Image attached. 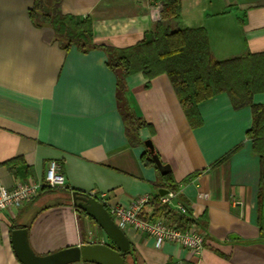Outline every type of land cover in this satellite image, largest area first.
Returning <instances> with one entry per match:
<instances>
[{"label":"crops","instance_id":"1","mask_svg":"<svg viewBox=\"0 0 264 264\" xmlns=\"http://www.w3.org/2000/svg\"><path fill=\"white\" fill-rule=\"evenodd\" d=\"M34 2L0 0V184L43 183L49 162L56 160L65 185L42 189L30 202L0 213V264H23L11 243L17 227L28 228L30 244L41 255L109 242L72 205V191L98 192L108 206H129L153 195L159 169L142 159L148 138L180 184L182 198L177 201L193 217H204L206 240L198 254L171 241L157 245L151 235L127 227L144 264H264L258 224L260 157L247 136L251 106L236 108L221 93L199 104L202 123L192 127L167 74L147 86L148 78L136 72L127 77V98L152 127L141 128V142L132 144L105 51L59 46L51 27L32 22ZM159 3L63 0L61 11L89 16L97 43L124 48L151 31L161 18ZM181 4L183 26L204 27L216 59L264 52V0ZM254 103L264 104V92L254 95ZM237 146L229 158L212 166ZM17 158L11 168L9 162ZM197 171L198 176L184 182Z\"/></svg>","mask_w":264,"mask_h":264},{"label":"trees","instance_id":"2","mask_svg":"<svg viewBox=\"0 0 264 264\" xmlns=\"http://www.w3.org/2000/svg\"><path fill=\"white\" fill-rule=\"evenodd\" d=\"M62 1L35 0L29 10L30 18L36 26L51 27L55 40L65 50L75 46L84 53L95 48L105 51L106 64L117 77L118 103L125 121L126 135L132 144L141 142V128L152 127L139 111L130 105L127 98V77L136 72H142L148 78L147 86H150L153 78L167 74L192 127L202 123L199 104L221 93H227L236 108L251 106L252 125L247 136L252 141L255 153L260 157L258 224L259 237L264 241V104L254 103V95L264 92V52H247L224 60L216 59L211 53L207 30L204 27L183 26L181 0H157L163 4L161 18L153 24L151 31L134 45L116 48L99 44L95 41L92 31V19L89 16L63 14ZM239 146L212 166L229 158ZM155 152L159 155L156 149ZM142 159L147 165L150 163L157 167L149 150L144 153ZM19 161L18 158L13 159L9 165L11 168L16 167ZM199 173L200 171L190 174L184 182ZM153 184L155 191L141 209L139 216L150 221L161 219L167 223H175L182 229L205 228L204 217L195 218L190 212L182 213L170 202L162 201L160 188H165L176 197L182 198L180 184L172 170L166 174L159 171L158 179ZM46 188L49 187L42 189ZM92 195L103 201L98 192ZM105 206L110 210L107 204ZM78 212L81 217H87L96 224L85 211L79 209ZM126 258H130L132 263L126 261L125 264H144L133 245Z\"/></svg>","mask_w":264,"mask_h":264},{"label":"water","instance_id":"3","mask_svg":"<svg viewBox=\"0 0 264 264\" xmlns=\"http://www.w3.org/2000/svg\"><path fill=\"white\" fill-rule=\"evenodd\" d=\"M145 145L161 174L172 170L171 165L163 163L155 152L153 142L149 138L145 141ZM159 193L163 196L168 190L160 188ZM72 202L75 208L85 211L96 222L109 242L79 244L41 255L36 253L30 244L28 228L22 226L11 232V243L18 259L23 264H71L80 261L95 264H125L126 254L131 250L132 242L125 229H122L111 216L105 204L94 195L79 190L72 191Z\"/></svg>","mask_w":264,"mask_h":264},{"label":"built area","instance_id":"4","mask_svg":"<svg viewBox=\"0 0 264 264\" xmlns=\"http://www.w3.org/2000/svg\"><path fill=\"white\" fill-rule=\"evenodd\" d=\"M159 12H162L163 4L159 3ZM65 176L61 173L56 160L49 162L46 177L43 183L33 181H19L13 188L0 184V213L5 210L19 207L33 200L43 187H60L65 185ZM206 196L205 193L201 194ZM162 197V201L170 202L182 213H189L187 205L177 201L176 195L169 192ZM106 204V200L102 197ZM150 196H142L131 205H109V212L116 223L122 228L134 227L141 233H146L155 238L157 245L166 241L177 243L184 248L200 254L204 250L205 235L200 228H179L175 223H167L161 219L150 221L139 216L141 209L149 202Z\"/></svg>","mask_w":264,"mask_h":264},{"label":"flooded vegetation","instance_id":"5","mask_svg":"<svg viewBox=\"0 0 264 264\" xmlns=\"http://www.w3.org/2000/svg\"><path fill=\"white\" fill-rule=\"evenodd\" d=\"M79 210V209H78Z\"/></svg>","mask_w":264,"mask_h":264}]
</instances>
